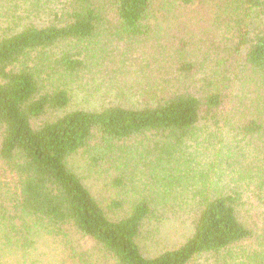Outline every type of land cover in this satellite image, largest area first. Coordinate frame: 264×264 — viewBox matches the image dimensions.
Here are the masks:
<instances>
[{
	"label": "trees",
	"instance_id": "1",
	"mask_svg": "<svg viewBox=\"0 0 264 264\" xmlns=\"http://www.w3.org/2000/svg\"><path fill=\"white\" fill-rule=\"evenodd\" d=\"M40 2L0 0V15L22 21ZM51 10L48 24L0 35V264H37L42 244L62 264H264V0ZM148 58L161 62V85L143 89L139 106L70 109L83 79L104 74L125 94L121 76ZM81 153L151 167L141 187L115 178L128 194L107 202L73 169ZM166 221L192 232L161 246Z\"/></svg>",
	"mask_w": 264,
	"mask_h": 264
},
{
	"label": "rangeland",
	"instance_id": "2",
	"mask_svg": "<svg viewBox=\"0 0 264 264\" xmlns=\"http://www.w3.org/2000/svg\"><path fill=\"white\" fill-rule=\"evenodd\" d=\"M63 2L64 0H41L40 6L42 11L38 12L26 11L31 6L27 5L18 13V15L21 16L22 21H14L11 17L0 15V35L15 29L16 26L20 29L24 26V24L30 21H34L39 25L48 24L51 20H53V12L51 9H56V11L59 10L62 7ZM111 46L114 47V52L121 51L123 48L122 44H119L117 41L111 43ZM149 54L150 53L147 52V49H145V56L150 57ZM132 55L135 56L133 61L137 60L138 52H134ZM140 55H142V53H140ZM160 65V61L148 58L144 61V63H142V61H138L135 66H132V69L129 70L127 74L123 73L121 80H123L122 82L127 83V90L125 94H121L119 92L120 87H117L116 84L112 86V83L108 80V77H105L106 75L104 74H100L97 76V79L95 78L94 80L91 76H88L86 79L81 81V84L86 85L87 87L75 88L73 102L70 109L80 106L97 108L103 104H110L111 101H121L127 104L139 106L142 103V98L144 97L143 89L147 88L148 90L151 86L155 88L161 85V75L158 74ZM205 66L209 68L210 65L209 63H205ZM78 85L79 84L77 83L72 84V87H77ZM89 89L92 90L93 93H90L88 91ZM208 124L213 130L218 128L215 127L214 124ZM219 126L221 127V125ZM149 139L146 140V143H148ZM199 139L201 140L202 137L200 136ZM130 145L132 146V150L136 149L139 152L143 151V147L140 146L141 144L138 140H131ZM201 148H204V146ZM198 152H203V150H199ZM198 156L199 160H201L200 166L204 167V164L207 161L206 157L203 156V153H198ZM120 158L121 157L117 155L115 160H103L99 163H94L93 159L89 155L81 153L72 157L71 164L73 169L82 178H84V181L98 196L102 197L105 201L110 202L112 199L116 200L119 196L120 198L125 196V193L128 194L126 187L122 188L114 183L115 178L121 177L128 182L135 180V185L141 187V185L146 182L143 174L151 167V161L143 162L139 159H135L132 163H130V161H126L128 162V166L124 165L121 170L118 168L119 162H122ZM149 159L153 161V156ZM255 210L258 212L255 220H257L260 224L262 216L260 213L261 211L259 208ZM251 221L253 220L248 218L247 222ZM163 227V234L165 237L162 239L163 243L161 246L182 242L192 232V225L190 222L174 223L173 221H166L164 222ZM257 231H259L258 228ZM247 245L257 248L258 241L253 240ZM157 249L159 248H151V254L158 252ZM48 251L49 249L45 244L40 245L38 253L41 255L36 258L40 260L37 264H62L60 262L57 263V259L53 258L52 254ZM200 261L203 263L208 262L205 259H200Z\"/></svg>",
	"mask_w": 264,
	"mask_h": 264
}]
</instances>
